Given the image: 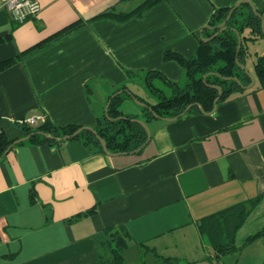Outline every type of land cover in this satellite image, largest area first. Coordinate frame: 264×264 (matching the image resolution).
<instances>
[{
    "label": "crops",
    "instance_id": "0c3cea01",
    "mask_svg": "<svg viewBox=\"0 0 264 264\" xmlns=\"http://www.w3.org/2000/svg\"><path fill=\"white\" fill-rule=\"evenodd\" d=\"M37 1L39 12L22 22L0 9V62L14 59L0 70V129L9 139L23 136L19 119L40 115L58 127H94L106 99L135 80L127 71L179 82L184 69L164 52L191 57L217 9L241 2L264 19V0H159L124 21L98 15L143 0ZM145 123L150 137L139 153L108 155L71 138L8 149L0 157V264H96V235L119 225L129 237L126 264H260L264 238L241 244L264 227V193L237 229L233 253L216 259L196 224L264 192V86L211 111Z\"/></svg>",
    "mask_w": 264,
    "mask_h": 264
},
{
    "label": "trees",
    "instance_id": "16d2710c",
    "mask_svg": "<svg viewBox=\"0 0 264 264\" xmlns=\"http://www.w3.org/2000/svg\"><path fill=\"white\" fill-rule=\"evenodd\" d=\"M158 1L143 0L138 6L128 12L115 13L112 9H108L98 15V17L124 21L132 16L140 15L144 9L154 5ZM244 6L245 9H243ZM244 6L242 7L240 5L232 10L230 17L225 22L226 28L222 32L216 34L206 42L200 39L198 47L191 57L186 58L174 52H164V59H174L184 69L183 83L171 81L158 71H146L144 73V87L155 98L156 101L154 103H149L143 97L138 96L128 88L126 83L117 89H123L121 93L114 95L111 99L110 96L106 99V101L110 99L107 107V116L102 113L93 128L97 135L104 140L109 152L133 153L134 150L141 147L146 141V132L143 127L131 120V118H137L138 116L123 113L119 109L121 101L126 96L127 98H136L146 104V106L140 107V110L142 117L147 121L153 118V113L161 117L177 118L198 113L200 109L197 104L205 111H211L213 101L217 97L218 92L215 88L207 86L205 82L218 85L221 88V94L217 103L228 99L233 94L244 91L241 85H247L250 79L244 73L243 69L236 64L235 60L237 59L240 64L245 65L246 58L249 55L247 42L258 38L264 40V32L261 30L260 18L252 12L249 6ZM228 10L229 8L217 9L210 18L209 25L216 26L219 24L225 19ZM80 24V21H75L59 31L56 35L67 32ZM233 29L240 36L241 42L238 49L237 35ZM244 31L246 32L244 33ZM214 32L215 30L211 29L204 30L203 37H208ZM13 62L14 59L0 62V70L6 68ZM253 73L257 80V83H255L257 87L264 86V52L259 55L255 53ZM126 74L130 80L136 76L132 71H127ZM203 75H206L204 80ZM234 76L238 78L241 85L234 80L225 78ZM155 80L163 84L166 91L156 86L154 83ZM189 104L191 105L190 108L183 113ZM20 125L23 136L30 135L27 139L28 142L35 144H57L60 141L51 140L42 134L45 133L59 137L71 134L77 128L81 127L80 125L58 127L46 118L33 126L28 124ZM71 139L79 140L83 144L92 147L95 151L103 152L96 135L88 129L81 130L76 136L71 137ZM14 140L9 139L0 129V157ZM263 193L258 194L246 202L234 204L197 221V230L212 248L216 259L233 253L241 246H245L256 239L264 238V227H262L258 231L248 235L240 247L235 242L237 229L243 223L251 207L259 201ZM30 200H33L32 194ZM128 239V233L122 225L103 228L95 237L98 248V261L96 264H126L123 251L127 248ZM157 258L163 262L170 261L164 257ZM260 264H264V257Z\"/></svg>",
    "mask_w": 264,
    "mask_h": 264
},
{
    "label": "water",
    "instance_id": "95a60500",
    "mask_svg": "<svg viewBox=\"0 0 264 264\" xmlns=\"http://www.w3.org/2000/svg\"><path fill=\"white\" fill-rule=\"evenodd\" d=\"M240 4H241V2L237 3V4L234 5L232 8H230V9L228 10V12H227V15H226L225 19L222 20V21H221L219 24H217L216 26H210V25H207L206 27H207L208 29L215 30V32H214L212 35L208 36V37H201V39H202L204 42H206V41L210 40V39H211L213 36H215L216 34L222 32V31L226 28V26H225V22H226V21L228 20V18L230 17L232 10H233L234 8H236L237 6H239ZM251 10H252V12H253L255 15H257V16L260 18V21H261V30L264 32V19H263V17H262L261 14H260L256 9H254L252 6H251ZM233 30L235 31V33H236V35H237V49H238V48L240 47V42H241V41H240V36H239L238 32H237L235 29H233ZM235 62H236V64H237L241 69H243L244 73L249 77L250 82H249L247 85H241L240 82H239V80H238V78L235 77V76H234V77H225V78H226V79H231V80L236 81L239 85H241V87H242L243 89H247V88L252 87L253 84H254V81H255V79H254V77L252 76V74L248 71V69L246 68V66L243 65V64H240V63L238 62L237 59L235 60ZM205 76H206V75H203V80H204ZM205 84H206L207 86H209V87L215 88V89L217 90V92H218L217 97H216V98L214 99V101H213V108H212V110H214V108H215L216 105H217V101H218V99H219V96H220V94H221V88H220L218 85L209 84V83H206V82H205ZM124 90H125V89H124ZM121 92H122V90H118V91L114 92L113 94L110 95V99H111L114 95H117V94H119V93H121ZM125 92H127V91L125 90ZM127 93H128V92H127ZM110 99H108V100L106 101L105 106H104V109H103V112H104V115H105V116H107V107H108V104H109ZM132 99H133V101H134L138 106H140V107L146 106V104H145L144 102L139 101V100H137L136 98H133V97H132ZM197 105H198L200 111L204 113L205 110H204L199 104H197ZM190 106H191V105L189 104V105L185 108V110L183 111V113H184L187 109H189ZM153 117H155V118H160V119H164V120H173V119H176V118H177V117H161V116H158V115L155 114V113H153ZM117 118H119V117H117ZM109 119H112V118H109ZM113 119H114V118H113ZM131 120L134 121V122H137L138 124H140V125L143 127V129L145 130V132H146V141H145V143H144L141 147H139V148H137L136 150L133 151V153H137V152H139V151L143 148V146H144V145L146 144V142L149 140V137H150V131H149L148 126L146 125L145 121H143V120H141V119H138V118H131ZM83 129H88V130H90L91 132H93L94 135H96V137H97V139L99 140L100 145H101L102 150H103L104 153H106V154H108V155H116V154H120L119 152H114V153H113V152H109V151L107 150V148H106V145H105L104 140H103L101 137H99V136L97 135V133H96V131H95V129H94L93 127L81 126V127L77 128L73 133H71V134H66V135L59 136V137L54 136V135H48V134H45V133H43L42 135L45 136V137H47V138H49V139H51V140H58V141H59V140H65V139L71 138V137H73V136H76V135H77L81 130H83ZM29 136H30V135H25V136H22V137H19V138L15 139V140L13 141V143H12L9 147H7V149L4 151V153H6L7 150L10 149V148L12 147V145L27 140V139L29 138Z\"/></svg>",
    "mask_w": 264,
    "mask_h": 264
},
{
    "label": "rangeland",
    "instance_id": "374dc122",
    "mask_svg": "<svg viewBox=\"0 0 264 264\" xmlns=\"http://www.w3.org/2000/svg\"><path fill=\"white\" fill-rule=\"evenodd\" d=\"M245 32L246 31H244V33ZM247 47H248L249 55L246 58L245 66L248 69V71L252 74V76L254 77V73H253V62L255 60V53L259 55V54H261V53L264 52V40L261 39V38H258V39L253 40V41H248L247 42ZM134 78H135V80L133 81V83L130 84V89L133 92H135L138 96L143 97L149 103H154L156 101L155 98L144 87L143 76L141 77V79L138 78V77H136V76ZM254 79H255V81H254V84H255V83H257V80H256L255 77H254ZM179 82L180 83H183L184 82V76L182 77V79H180ZM154 83H155L156 86H159L160 88H162L163 90L166 91V88H164L163 87V84H161L159 81L155 80ZM121 109L124 110L125 112H127L128 114L137 115L138 116L137 117L138 119L143 118L142 115H141L140 106H138L133 101L132 98L125 99V101H123V103L121 105ZM154 255H155V257H161L162 258V256H159L156 253ZM126 261L128 263H131L132 262V259H130L129 257H127L126 258ZM139 262L141 263V261H139ZM156 264H161V263H156Z\"/></svg>",
    "mask_w": 264,
    "mask_h": 264
},
{
    "label": "built area",
    "instance_id": "2783aa9c",
    "mask_svg": "<svg viewBox=\"0 0 264 264\" xmlns=\"http://www.w3.org/2000/svg\"><path fill=\"white\" fill-rule=\"evenodd\" d=\"M5 9L11 18L17 22H22L26 18L36 15L40 10V4L37 0H1L0 9ZM44 120V115L37 117H27L19 119L18 123L36 125Z\"/></svg>",
    "mask_w": 264,
    "mask_h": 264
}]
</instances>
